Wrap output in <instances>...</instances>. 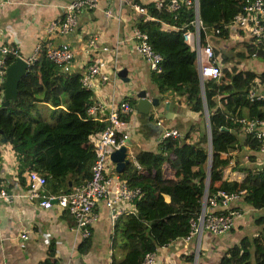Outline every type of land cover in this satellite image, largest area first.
I'll return each instance as SVG.
<instances>
[{
  "label": "trees",
  "instance_id": "obj_1",
  "mask_svg": "<svg viewBox=\"0 0 264 264\" xmlns=\"http://www.w3.org/2000/svg\"><path fill=\"white\" fill-rule=\"evenodd\" d=\"M197 1L198 19L209 31L206 37L200 29V41L209 38L218 63L241 66L249 59L264 62V39L263 42L228 40L227 24L242 11L244 0ZM161 2L160 8H155L154 2L140 4L147 17L136 15L133 23L160 57L159 70L150 71L149 77L160 99L183 98L188 110L198 113L201 122L202 101L194 55L182 40L183 29L193 19V10L183 0H177L174 11L167 10L169 0ZM162 23L174 28L162 29ZM45 44L40 43L36 58L19 79L15 101L0 105V147L7 146L13 159L14 184L0 179L8 191L27 188L22 174L30 170L44 177L43 189L52 195L68 193L81 185L90 177L94 160L88 136L107 125L88 114L94 102L91 90L81 84L80 74L64 72L50 61L45 56ZM13 60L14 57L6 56L5 64ZM257 81L264 83V68L256 73L233 67L223 70L218 78L203 82L210 135L206 195L215 197L219 190L238 195V199L228 201L225 206L215 197L216 205L211 211H240L232 227L242 216L241 205L258 211L251 220L255 231L227 247L217 264H264V164L256 158L257 140L244 133L240 122L264 118V99L248 97L251 90L259 88ZM122 100L132 110L134 99ZM131 110L119 112L118 119L127 122ZM200 122L177 137L159 136L154 150H140L136 154L137 167L129 162L120 173L115 172L128 189L137 193L130 200L132 211L113 219L111 248H118L122 257L115 260L112 251L111 264H139L145 253H154L189 233L190 220L200 211L206 180L207 139ZM167 168L173 172L166 173ZM88 246L87 238L80 252ZM54 251L50 240L45 257L36 264H58Z\"/></svg>",
  "mask_w": 264,
  "mask_h": 264
},
{
  "label": "crops",
  "instance_id": "obj_2",
  "mask_svg": "<svg viewBox=\"0 0 264 264\" xmlns=\"http://www.w3.org/2000/svg\"><path fill=\"white\" fill-rule=\"evenodd\" d=\"M69 1L5 0L0 5V46H16L20 55L27 57L36 43L50 42L54 47L67 45L73 52L69 68L65 71L67 73L81 75L93 60H98L101 69L109 76L112 71L125 68L129 82H123L116 74L104 84L98 81L97 76L91 82L89 89L93 102L102 106L92 116L98 120L104 119L112 104L123 98L135 101V93L140 89L145 90L147 96L159 99L158 106L150 109L147 118L136 113L133 105L129 119L122 128L127 133L124 145L129 162L137 167L135 156L140 150H154L165 129H176L179 134L188 130L192 124L200 122L198 113L189 111L183 98H159L156 87L150 80L147 64L131 49L134 17L137 14L126 0H97L94 8L76 15V26L72 32L64 35L48 34L46 25L61 14L63 6ZM134 1L145 4L158 0ZM107 9L111 10V17L105 16ZM161 27L174 28L167 23H162ZM203 31L205 35L209 32L205 27ZM90 39L94 42L95 49L92 51L86 47V42ZM208 40L209 38L206 39ZM102 46L107 49L102 51ZM250 63L249 70L256 73L264 68V62L256 59H252ZM241 66L245 70V65ZM258 85L259 88H264V83L258 82ZM168 102L171 103L169 106L166 105ZM149 120L155 126H148ZM2 150L1 175L6 181L13 183L12 155L7 146ZM7 157H10L9 167ZM256 158L264 164L263 153L258 152ZM242 160L246 162L245 158ZM172 172L170 168L166 169V173ZM241 206L242 216L235 220L234 227L229 231L217 235L202 231L199 236L193 234L189 239L172 240L154 251L155 264H217L227 247L255 231L251 220L258 211L246 205ZM114 211L117 217L132 211V207L130 203H124ZM97 212L98 220L91 226L89 246L84 252H80L84 239L74 227L71 216L62 209L56 206L44 209L35 202L18 198L10 203H0V264H36L45 257L50 240L54 244L58 264H111L112 251L115 260H119L122 257L121 251L111 248L113 220L110 219V210L98 204ZM24 232L27 237L21 239L20 234Z\"/></svg>",
  "mask_w": 264,
  "mask_h": 264
},
{
  "label": "built area",
  "instance_id": "obj_3",
  "mask_svg": "<svg viewBox=\"0 0 264 264\" xmlns=\"http://www.w3.org/2000/svg\"><path fill=\"white\" fill-rule=\"evenodd\" d=\"M5 0H0V5ZM162 0L154 2L155 8L161 7ZM185 4L191 5L193 10V19L189 22V26L182 31V40L193 52L194 63L197 70L199 89L203 88V82L212 78H218L223 70H230L233 67L241 69L242 66L233 63H218L217 57L211 44L206 41H200L199 31L203 29L197 16L198 1L183 0ZM127 4L137 15H145L144 8L134 0H126ZM97 5V0H70L61 11V14L50 21L45 30L48 34H67L74 30L76 26V15ZM168 11H174L178 7L177 0H169L166 5ZM106 17H111L110 9L105 11ZM184 27V26H182ZM181 27V28H182ZM228 40L247 42H263L264 39V0H244L242 11L235 14L227 24ZM132 51L139 55L147 64L150 71H158V62L160 57L154 53L148 45L146 35L139 32L134 27ZM88 50H94V42L92 39L86 42ZM40 44L36 43L32 52L27 57H22L16 46L1 45L0 46V103L2 101V81L4 78L5 57L12 56L22 57L26 63L31 64L37 56ZM102 51L107 48L100 47ZM72 50L67 45L54 47L50 42L45 44V56L55 64H58L65 72L68 70L72 60ZM98 60H93L88 64L80 75V82L85 88H91V82L98 77V81L104 84L110 77H115L116 71H112L110 76L101 69ZM242 70V69H241ZM250 100L264 99V88L260 87L251 90L248 94ZM102 108L99 104H93L88 108L89 115ZM131 110L126 100H120L112 104L104 119L98 120L92 116L94 120L107 122V125L101 131L90 134L88 143L94 152V160L90 167V177L81 185L74 187L65 194L52 195L44 191V177L36 171H25L22 176L24 184L27 186L22 191L15 189L6 190L0 182V203H10L15 198L35 202L38 206L48 209L56 206L71 216L74 227L80 232L82 239H87L91 234V226L98 220L97 206L102 204L106 209L110 210V219L115 218L114 209L124 203H130L137 191L128 189L123 181L119 180L115 174L113 164L109 160L110 153L119 146L124 145L127 139V133L122 130L124 122L118 119L119 112H129ZM244 126V133L250 135L251 138L257 140L258 151L264 154V118L250 119L245 121L240 119ZM119 135V136H118ZM179 135L176 129H165L161 132L160 138L177 137ZM2 149L0 147V157ZM3 178L0 170V179ZM206 182V180H205ZM16 185V184H15ZM205 187V185H204ZM215 197L220 199V203L225 206L228 201L238 199L236 193H225L216 191ZM215 197H207L206 189L203 190L201 198V207L195 219L190 220V231L184 237L189 239L191 235H200L205 231L211 235H216L227 231L232 227L234 218L240 216V211L229 209L225 213H213L211 208L216 205ZM131 205V204H130ZM132 207V206H131ZM27 237L26 232L20 234L21 239ZM139 264H155L154 253L147 252L144 254Z\"/></svg>",
  "mask_w": 264,
  "mask_h": 264
},
{
  "label": "water",
  "instance_id": "obj_4",
  "mask_svg": "<svg viewBox=\"0 0 264 264\" xmlns=\"http://www.w3.org/2000/svg\"><path fill=\"white\" fill-rule=\"evenodd\" d=\"M28 64L22 57L14 58L13 62L8 64L4 69V78L1 84L3 93H2V101L1 106H7L9 102H14L16 99L17 93V84L21 76L26 72ZM117 77L123 82H129L128 77L126 76V69L120 68L116 71ZM200 96L202 101V113L206 128V139H207V162H206V182L205 189L207 188V179L210 171V135H209V124L207 119V112L204 103L203 97V88H200ZM135 103L134 110L136 113H140L146 118L148 117V113L151 108H155L158 106V98L157 97H149L146 95L145 90L140 89L135 93ZM171 103H166L169 106ZM148 126L152 127L155 124L148 121ZM2 134L0 130V135ZM5 142V137L2 136L1 143ZM109 160L111 164H113L114 171L116 173H120L123 168L129 163V156L126 150L125 145L119 146L117 149L113 150L109 155ZM69 185V183H68Z\"/></svg>",
  "mask_w": 264,
  "mask_h": 264
},
{
  "label": "rangeland",
  "instance_id": "obj_5",
  "mask_svg": "<svg viewBox=\"0 0 264 264\" xmlns=\"http://www.w3.org/2000/svg\"><path fill=\"white\" fill-rule=\"evenodd\" d=\"M251 60H252V59H249V60H247V61L244 62V65H245L244 67H245V69H250V68L248 67V65L251 64V63H250ZM200 124H201L202 130H204V132L206 133V128H205V126H204V121H203V119L201 120ZM2 151H3V150H2ZM9 161H10V157H7V158H6V162H8V163H7V167H9V165H10ZM4 162H5V161H4ZM204 169L206 170V163L204 164ZM207 180H208V179H207Z\"/></svg>",
  "mask_w": 264,
  "mask_h": 264
}]
</instances>
